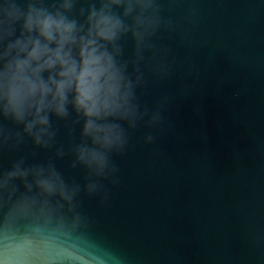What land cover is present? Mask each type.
I'll use <instances>...</instances> for the list:
<instances>
[{"label": "clouds", "instance_id": "clouds-1", "mask_svg": "<svg viewBox=\"0 0 264 264\" xmlns=\"http://www.w3.org/2000/svg\"><path fill=\"white\" fill-rule=\"evenodd\" d=\"M177 2L168 0V11ZM164 10L161 0H0V152L30 141L51 153L30 162L33 150L0 167V264H126L91 230L81 197L103 205L105 181L120 182L113 157L141 124L165 122L169 98L150 107L138 94L171 71L170 49L153 42L176 30ZM58 121L66 142L57 140ZM156 138L149 131L142 140ZM66 157L79 179L58 169Z\"/></svg>", "mask_w": 264, "mask_h": 264}, {"label": "water", "instance_id": "water-1", "mask_svg": "<svg viewBox=\"0 0 264 264\" xmlns=\"http://www.w3.org/2000/svg\"><path fill=\"white\" fill-rule=\"evenodd\" d=\"M161 2L176 30L153 42L170 49L172 67L138 94L150 107L169 98L165 122L139 126L113 157L119 184L105 181L103 205L82 194V210L126 264H264V0H178L171 11ZM149 131L157 138L145 144ZM33 150L30 162L51 155L28 141L0 152V167ZM69 162L56 164L79 179Z\"/></svg>", "mask_w": 264, "mask_h": 264}]
</instances>
